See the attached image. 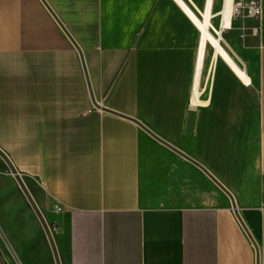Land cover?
Masks as SVG:
<instances>
[{
  "label": "crops",
  "instance_id": "crops-1",
  "mask_svg": "<svg viewBox=\"0 0 264 264\" xmlns=\"http://www.w3.org/2000/svg\"><path fill=\"white\" fill-rule=\"evenodd\" d=\"M209 3L0 0V148L51 223L61 264H257L229 197L199 167L93 105L70 37L97 103L222 183L264 264V0L261 18L242 11L225 32L246 81L214 54L206 73L190 13L204 20ZM222 8L211 0L217 29ZM250 29L259 34L242 43ZM48 256L56 264L50 245Z\"/></svg>",
  "mask_w": 264,
  "mask_h": 264
},
{
  "label": "rangeland",
  "instance_id": "rangeland-1",
  "mask_svg": "<svg viewBox=\"0 0 264 264\" xmlns=\"http://www.w3.org/2000/svg\"><path fill=\"white\" fill-rule=\"evenodd\" d=\"M239 3L240 0H236L237 16L242 15ZM253 32L252 29L246 30V36L241 39L242 43L250 41ZM223 37V47L234 60H238L240 54L234 32L224 33ZM213 54V49L208 46L206 66L208 74L212 68ZM49 225L53 230L51 223ZM48 251L49 242L36 214L0 157V258L4 264H47L50 257Z\"/></svg>",
  "mask_w": 264,
  "mask_h": 264
},
{
  "label": "water",
  "instance_id": "water-1",
  "mask_svg": "<svg viewBox=\"0 0 264 264\" xmlns=\"http://www.w3.org/2000/svg\"><path fill=\"white\" fill-rule=\"evenodd\" d=\"M61 26L64 29V31L66 32V34L70 37L69 33L63 27V25H61ZM70 39L72 40V42L74 43L75 47L77 48V50L80 53V57H81V61H82V65H83L84 71H85L86 80H87V84H88V88H89V92H90V96H91L93 105L99 110H102V111H104L106 113L118 116L120 118L129 120V121L135 123L138 127H140L145 133H147L149 136H151L158 143H160L164 147L168 148L169 150L173 151L174 153H176L180 157H182V158L186 159L187 161L191 162L192 164L196 165L197 167H199L229 197V199L231 201V204H232V208H233V210H234L239 222L241 223V225L243 226V228L245 229V231L249 235L250 239L252 240V242H253V244H254V246L256 248L257 264H260L259 247L256 244V242L254 241V239L252 238V236L250 235V233H249L248 229L246 228L243 220L241 219V217L239 215V212H238V207H237L235 198L231 194V192L222 183H220L205 167H203L197 161H195L194 159H192L191 157H189L184 152H182L181 150L177 149L176 147H174L173 145H171L167 141L163 140L161 137H159L157 134H155L152 130H150L147 126L142 124L137 119H134L132 117H128L126 115H123L121 113H118L116 111L107 109V108L102 107L101 105H99L97 103V101L95 99V96H94V93H93L92 85H91V82H90V78L88 76L86 63H85L82 51H81V49L78 47V45L75 43V41L71 37H70ZM0 157L6 163V165L9 168L11 174L14 176L16 182L18 183L20 189L22 190L24 196L26 197L28 203L30 204V206L32 207L34 213L36 214V216H37V218H38V220H39V222H40V224H41V226H42V228H43V230L45 232V235H46V237L48 239V242H49V245H50L54 260H55V263L56 264H61L59 253H58V250H57V247H56V243H55V240H54V237H53L52 229H51L49 223L47 222L46 218L44 217L40 207L36 203V201H35L32 193L30 192L28 186L26 185L22 174L18 171V169L16 168V166L14 165V163L12 162L10 157L1 148H0ZM0 264H4V261L1 258H0Z\"/></svg>",
  "mask_w": 264,
  "mask_h": 264
},
{
  "label": "bare ground",
  "instance_id": "bare-ground-1",
  "mask_svg": "<svg viewBox=\"0 0 264 264\" xmlns=\"http://www.w3.org/2000/svg\"><path fill=\"white\" fill-rule=\"evenodd\" d=\"M236 7L237 6L235 0H223V8L220 14L221 27L219 29L215 28L211 21V0L209 3L208 11L205 12L203 16L204 20L199 21L198 19H196L197 17L195 18L191 13L190 15L194 19V21H196V23L198 24L197 26H199L200 30L202 31L201 58L205 54L207 47L210 46L214 51L215 57H221L223 60L230 63L235 71L246 81L247 79L245 77V74L237 67L229 52L223 47V35L226 31L232 28V22L236 12Z\"/></svg>",
  "mask_w": 264,
  "mask_h": 264
},
{
  "label": "built area",
  "instance_id": "built-area-1",
  "mask_svg": "<svg viewBox=\"0 0 264 264\" xmlns=\"http://www.w3.org/2000/svg\"><path fill=\"white\" fill-rule=\"evenodd\" d=\"M238 6L248 18H261L262 16L261 0H250L247 3H244L243 0H240ZM253 33L254 35H258L259 30L255 29Z\"/></svg>",
  "mask_w": 264,
  "mask_h": 264
}]
</instances>
